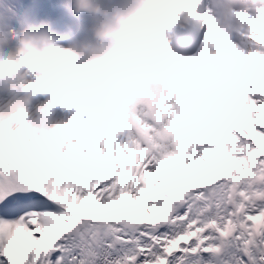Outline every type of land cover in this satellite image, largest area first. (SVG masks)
Instances as JSON below:
<instances>
[{"label":"snow or ice","instance_id":"6c2138e0","mask_svg":"<svg viewBox=\"0 0 264 264\" xmlns=\"http://www.w3.org/2000/svg\"><path fill=\"white\" fill-rule=\"evenodd\" d=\"M144 4L108 58L21 59L75 116L0 140V264H264V0Z\"/></svg>","mask_w":264,"mask_h":264},{"label":"clouds","instance_id":"9594fccd","mask_svg":"<svg viewBox=\"0 0 264 264\" xmlns=\"http://www.w3.org/2000/svg\"><path fill=\"white\" fill-rule=\"evenodd\" d=\"M64 6L76 17L87 15L91 20L90 30L93 38L102 45L106 44L104 54L94 57L85 65L96 63L121 51L129 37L147 27L149 23L142 15L144 0H65ZM36 27L38 31L33 28L21 30L18 36L20 45L18 59L11 58L5 54L4 48L0 47V91L8 92L13 97L11 102L0 106V140L6 134L12 135L20 129L35 142L46 139L49 134L44 126L51 108L48 105L39 107L36 109L38 115L30 117L25 107L29 101L19 99L17 96L22 93H30L33 96L44 94L32 91L29 85L35 82L25 85L16 81L15 78L22 69L41 73L36 66L29 69L27 65L21 63V59L29 52L42 54L49 47L63 49L56 46L54 41L59 37L50 35L47 23H40ZM2 35L3 32L0 30V36ZM37 41L43 45L42 48L36 46Z\"/></svg>","mask_w":264,"mask_h":264},{"label":"bare ground","instance_id":"6f19581e","mask_svg":"<svg viewBox=\"0 0 264 264\" xmlns=\"http://www.w3.org/2000/svg\"><path fill=\"white\" fill-rule=\"evenodd\" d=\"M78 25H75V29L77 28ZM76 31V30H75ZM76 34H79V31L77 30L76 31Z\"/></svg>","mask_w":264,"mask_h":264}]
</instances>
